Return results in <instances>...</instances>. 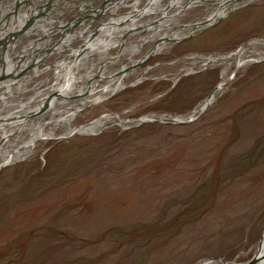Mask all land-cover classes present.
<instances>
[{"label": "rangeland", "instance_id": "1", "mask_svg": "<svg viewBox=\"0 0 264 264\" xmlns=\"http://www.w3.org/2000/svg\"><path fill=\"white\" fill-rule=\"evenodd\" d=\"M144 2L151 1L127 0L126 5H131L121 13L132 14L135 5L136 12L143 11ZM172 2L161 1L165 5L162 10L168 8L164 14L180 11L179 2L175 0L176 9ZM241 2L210 27L138 63L133 70L145 72L140 83L84 107L71 122L78 127L115 114L124 126L111 125L95 135L74 134L36 142L27 159L0 168V264H122L114 261L124 250L110 251L114 245L109 240L117 235L105 232L155 224L153 221L162 216L166 217L160 221L165 222L175 215L184 216L174 219L180 226L171 229L174 237L169 246L176 256L160 264H197L213 258L243 264L255 255L264 236V60L237 71L229 66L227 76L231 78L196 119L185 124L136 126L137 119L145 116L188 115L219 83L221 69L227 64L204 65L203 58L228 56L245 42L264 41V0ZM193 3L177 18L179 25L193 23L206 10L218 7L215 0ZM150 9L142 12L143 20L162 23L161 14H148ZM69 14L63 11L59 19ZM49 16L55 17V13ZM16 18L20 26L23 18ZM123 24L118 28H124ZM144 29L142 26L138 35L129 34L126 41L144 37ZM26 34L16 38L23 42L17 49L24 48L29 40L40 39L37 32L29 37ZM57 38L50 37L45 45L42 39L35 44L47 53L46 48ZM79 44L80 40H74L59 53L44 55L35 72L25 73L26 78L33 74L27 89L36 84L40 90L54 85L51 65ZM152 45L144 43L134 59L144 57ZM254 49L258 52L260 48ZM117 51L119 46L109 54L114 56ZM18 52L5 57L10 61L4 65L7 71ZM119 66L115 63L111 68ZM189 68L192 74H188ZM78 72L83 75L85 71ZM98 79L93 78L100 84ZM134 79L131 75L125 81ZM70 83L65 90L72 87ZM2 90L0 87V93ZM30 95L25 91L19 98L24 102ZM2 121L4 124L6 120ZM144 124L158 127L123 134ZM46 130H53L56 136L62 134L59 128L47 126ZM16 140L17 135H12L6 143Z\"/></svg>", "mask_w": 264, "mask_h": 264}, {"label": "bare ground", "instance_id": "2", "mask_svg": "<svg viewBox=\"0 0 264 264\" xmlns=\"http://www.w3.org/2000/svg\"><path fill=\"white\" fill-rule=\"evenodd\" d=\"M138 1L139 0H135L136 3ZM150 1L151 2L148 3L149 6H145L146 10L148 7H151V9L148 10V14H152L154 12L160 13L162 23H158V21L155 20H143L144 14H142V12L145 8L143 9V11L140 10L136 12L135 5L133 7L134 12H132V14L130 13L128 15H124V17L127 18L126 21H124V17H120L111 22H106L104 25H102L100 30H98V36L87 43L89 47H87V51L85 53L86 55L81 56L75 62L70 61L68 63H62L61 61H58L56 63H53L51 67L53 68L52 70L55 75L53 78L54 85H52L51 87L41 88L40 90L38 89V84H36L34 87L28 90L26 86L27 83L32 79L33 74L30 78H26L27 75H24L29 71L21 74V76L15 83L12 84L11 82H8L3 86V90L0 93V121H6L4 124L0 123V141L2 142L0 144V168L27 159L28 156H30L33 146L36 142L56 138H66L74 134L94 135L102 129L111 125L124 126L125 124H122L123 120H119L117 118V115H112L116 120H112L109 115H103L98 120L91 121L88 124L82 125L80 127H73L71 125V122L76 117L77 113L84 107L99 104L113 94L121 91L122 89L137 85L142 81L145 72L139 74L136 72V70H133V68L135 66L134 64L138 62V60H140V58L136 60V55L141 54L140 47L144 43L151 42L154 46L152 50L153 54H158L159 51L167 47L168 43L167 41H162L158 44H155L154 42H156L157 38L160 37L165 38V40H177L182 36L190 33L195 25L200 24L201 22H206L207 24H209L215 21L217 18H220L223 15L225 16L227 11H230L233 8L237 7V4L240 5L243 3H238L237 0H215L218 2V7L212 9L209 12L208 10H206V13L201 16V18H196L195 22L193 23H189L187 25H179L177 23V18L184 12V10L187 9V7H192L193 2H197L198 0H177L179 3L181 2V9L179 12H177L176 10L177 14L175 15H170L168 13L164 14V12L168 10V8H164V10H162V0ZM1 4L2 6L5 5L1 12L5 11L7 7L9 11L12 10V8L10 7L11 3L9 5L1 2ZM174 4L177 3L172 2V4L170 5H173L175 7ZM118 6H116V8ZM202 6H204V4H202ZM173 9H176V7ZM16 12V16H18V13L21 12L20 8H18ZM2 15H4V13H0V23L5 24L7 22L3 19V17H1ZM135 17H137V19H135ZM154 19H156V16H154ZM19 21L22 20L19 19ZM119 22L124 23V28H118L120 24ZM129 25H134V27H132L133 30L130 32V35H138L142 31V26L147 30L146 35L144 37L138 36V39L135 38V40L126 41L127 38H129L128 36L123 41L122 39L124 38H122V34L127 30H131L128 29ZM175 27L179 29L177 31H172V28ZM2 29L3 27L0 26V30ZM10 29H13V31H15V27H10ZM2 34L3 33L0 32V35ZM28 40V38H25L26 42ZM70 41L71 39H68V41H63V44H66ZM13 42L10 44V50L8 53H6L7 56L5 54V57H9V55L12 54L11 52L15 53V51L18 52L19 50L24 51L22 49H17L18 47L22 46L23 42H18L17 40L14 42V44ZM30 42L31 40L28 41V43ZM115 46H119V51H117L114 56H111L109 54V51ZM254 48L260 49L257 52ZM60 49V46L59 48H56V53H59ZM18 53L21 54L20 52ZM134 55L136 56L135 59ZM5 57L4 60H6ZM261 59L264 60V41L257 40L241 46L236 52L231 53L228 56H207L203 58L204 65L216 62L227 63L226 66L221 69L220 81L216 85L217 89L214 90L213 94L211 95V99L207 104H209L221 92L222 84L227 82L231 78V76H227V69L229 68V66L234 67V71H237L255 61H260ZM115 63L120 64L118 69L111 68V66ZM4 65H6V62L4 63ZM21 66L22 65H19L18 68H20ZM80 69H82L83 72L85 71L83 75L79 74L80 72L78 71ZM7 70L8 69H6V71ZM35 70L36 66L34 67L33 71L35 72ZM95 74L99 75L98 81H101L100 84L93 80V76H95ZM131 75L135 78L134 81L126 83L125 79ZM60 80L64 82L62 85H60L59 83ZM65 81L71 82L70 84L72 85V87L65 90L67 84H69V82ZM87 81L91 83L89 84L87 83ZM44 82H46V80H44L42 83ZM86 89L87 93L83 94V91ZM25 91H30L31 95L27 97L24 102H22L21 98L19 97L20 94ZM11 93L17 95V98H11ZM51 93H54L56 96H50V100L48 102H45L47 100V97ZM75 99L77 100L75 101ZM44 102L46 104V109H44L43 111H39L40 106L43 105ZM205 103L206 100L199 104L195 110L198 111L199 109H201ZM160 117L161 116H145L141 119H152ZM189 117L190 116L188 114L184 117H175L174 119L183 121L187 118L189 119ZM47 126H50L51 128L61 129L62 134L60 136H56L53 133V130L48 131L49 128L48 130H46L47 132H44V128ZM12 135H17V140L9 144L6 143L8 137ZM3 144L4 149L2 150ZM254 258L256 259L255 264H264V236L256 249ZM197 264L234 263H223L216 260H204L198 262Z\"/></svg>", "mask_w": 264, "mask_h": 264}, {"label": "water", "instance_id": "3", "mask_svg": "<svg viewBox=\"0 0 264 264\" xmlns=\"http://www.w3.org/2000/svg\"><path fill=\"white\" fill-rule=\"evenodd\" d=\"M1 1V0H0ZM54 0H47V2L45 3L44 7H38L37 8V11H38V14L37 15H42L43 12H41V9L42 8H45V11L47 9L50 8L51 4L53 3ZM110 0H102L99 7L95 10L94 12V15L93 16H88V15H85L84 12L82 13L81 16H77L76 17V12L73 13L65 22L64 24H62L61 26H57L56 28H51L50 31H55L54 35H58V39L56 42L53 43V45L51 46V48H49L48 52L45 53L44 50L43 52H41V50H37L36 48V45L38 44H35V42H38L40 41V39L42 40H47V31L44 32V35L38 39V41H34V43L32 44V50L33 51H36L34 54H30L27 56V54L25 53H21L19 54L18 56H15L13 58L14 62L13 64H11L12 66V70H10L9 72H5V69L6 67L4 66V63L6 62V60H4V57H5V54L7 52H9L10 50V44L16 40V38L22 36V35H25L26 34V30L28 29H31L32 28V20L35 19V12L32 11V13L30 14V16H24L25 19H24V23H22V25L20 26V28H16L15 31H12V32H6V34H4L3 36L0 37V86H3L5 85L6 81L9 80L8 82H14L16 80H18V78L21 76V74L27 72V71H33L34 67L39 65L42 61V59L44 58V55H49L52 50L58 45V46H61L64 39L68 36V33L73 30L74 28H78V27H81L82 24L84 23H88L89 25H91L94 20L97 18V17H100V16H103V15H112L110 13H104V7L107 5V3H109ZM190 1V0H189ZM237 1H242V0H237ZM31 1L30 0H21V1H18V0H13L12 1V11L11 12H8L4 17L3 19L7 22L9 16H13V19L16 17V10L21 6V5H24L25 6V9H26V12L27 14L30 13L31 9H30V3ZM148 6V4H146ZM167 7H165L166 9ZM164 10V9H163ZM81 14V13H80ZM127 18L124 19V21H126ZM220 18H217L216 20L219 21ZM215 22V21H214ZM214 22H211L209 24H207L206 22H201L200 24H197L195 25L194 28H192L191 32L182 36L181 38L177 39V40H165V38H158L156 40V42H154L155 44H158L162 41L168 43L169 46H173L181 41H184L186 39H189L190 37L196 35L198 32H200L201 30L207 28V27H210L212 24H214ZM6 24L5 23L3 25V29H6ZM1 25V23H0ZM98 28H96L89 36H87L86 40L88 42L92 41L95 36L98 34ZM133 29L131 30H127L125 31L122 35V38H126L129 34H131L130 32L132 31ZM122 39V40H124ZM253 41V40H252ZM252 41H248L249 43L252 42ZM255 41V40H254ZM259 41V40H257ZM248 42H245L243 43L242 45L244 44H247ZM240 45L237 50L242 46ZM154 46L152 45V47L148 50V52L146 53V55L141 58V60H139L138 62H136L134 65L136 66L138 63H140L141 61L145 60L147 57L153 55V50ZM236 50V51H237ZM86 52L87 51V47L84 46V43L82 46H80V49H79V54L80 55L81 53L83 52ZM37 53H41L40 57L38 58L37 62L36 61H32L31 59L32 58H35L36 57V54ZM77 55V56H78ZM77 56H75V58L73 59V61L75 62L77 59ZM27 57L31 60L28 62V59ZM69 57H66L64 60L68 59ZM10 62V61H9ZM19 65H22L20 68ZM3 82L5 84H3ZM7 82V83H8ZM226 83V82H225ZM225 83L222 84V87L225 85ZM217 87L214 86V88L210 91V93L206 96V98L204 100H206V103L203 105V107L201 109H199L198 111H196L195 109H193L192 111L189 112V119L187 118L186 120H183V121H178V120H175L174 118H164V117H160V118H152V119H137V124H141V123H158V124H185V123H188L192 120H194L195 118H197L204 110L205 108L207 107V103L208 101L211 99V95L213 94L214 90H216ZM87 89L83 91V94H86L87 92ZM55 94L54 93H51L48 97H47V100L45 102H48L50 100V96H54ZM56 96V95H55ZM76 97V96H74ZM41 105L40 106V110L39 111H43L44 109H46V104ZM115 116V114H112ZM2 142L0 141V144ZM211 261L212 260H218V259H210ZM206 261V260H205ZM256 263V259L254 258V255L251 256V258L249 260H247L246 262H244L243 264H255Z\"/></svg>", "mask_w": 264, "mask_h": 264}, {"label": "flooded vegetation", "instance_id": "4", "mask_svg": "<svg viewBox=\"0 0 264 264\" xmlns=\"http://www.w3.org/2000/svg\"><path fill=\"white\" fill-rule=\"evenodd\" d=\"M173 2H175V0H173ZM165 217L166 216L158 217L159 219L157 218L153 221L155 224H148L145 226L143 224H137L135 229H127L120 232H105V234L108 235H117L109 240V243L114 245L111 247L110 251L114 252L120 249L124 250L123 253L115 259L114 263L160 264L164 259H168V261H170L169 257L174 255L173 247L169 246L170 240L174 237L173 233H171V229L180 226L176 225L174 219L183 218L184 216H168L170 220L165 222L163 220L160 221ZM161 222L163 224H157ZM143 227H147V229H140Z\"/></svg>", "mask_w": 264, "mask_h": 264}, {"label": "trees", "instance_id": "5", "mask_svg": "<svg viewBox=\"0 0 264 264\" xmlns=\"http://www.w3.org/2000/svg\"><path fill=\"white\" fill-rule=\"evenodd\" d=\"M156 127H158V125L144 124V125L141 126V128L140 127H137V128H135V129H133L131 131L124 132L123 134L133 133V132H136L137 133V132H139L140 129H143V128H156Z\"/></svg>", "mask_w": 264, "mask_h": 264}]
</instances>
